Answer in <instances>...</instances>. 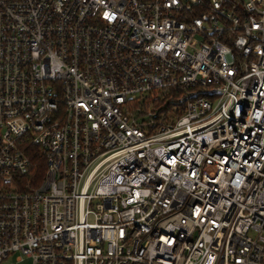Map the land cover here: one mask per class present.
<instances>
[{"label": "built area", "instance_id": "2783aa9c", "mask_svg": "<svg viewBox=\"0 0 264 264\" xmlns=\"http://www.w3.org/2000/svg\"><path fill=\"white\" fill-rule=\"evenodd\" d=\"M0 264H264V0H0Z\"/></svg>", "mask_w": 264, "mask_h": 264}, {"label": "trees", "instance_id": "16d2710c", "mask_svg": "<svg viewBox=\"0 0 264 264\" xmlns=\"http://www.w3.org/2000/svg\"><path fill=\"white\" fill-rule=\"evenodd\" d=\"M28 154L31 158L32 163H35V166L38 165L39 168L43 167V163L42 160L39 159V156L37 155V150L34 149H29L28 150Z\"/></svg>", "mask_w": 264, "mask_h": 264}]
</instances>
